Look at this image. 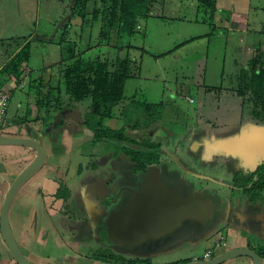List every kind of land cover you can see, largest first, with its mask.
Listing matches in <instances>:
<instances>
[{
  "label": "rangeland",
  "instance_id": "rangeland-1",
  "mask_svg": "<svg viewBox=\"0 0 264 264\" xmlns=\"http://www.w3.org/2000/svg\"><path fill=\"white\" fill-rule=\"evenodd\" d=\"M238 1L240 2V0ZM246 1L251 5L250 12L247 13L248 15L246 17L250 21L241 19L243 23L239 21V23L237 22L235 25V27L242 29H244L245 26L250 27L248 32L236 33L237 35L240 34L243 38L239 43L242 47L241 49V47H231V45L227 48L224 47L225 41L222 37L228 33H224L225 30L222 29L223 26L221 23H210L205 21L207 14L204 9L198 8L197 0H163L162 2L155 3L152 6L153 16L139 22V32L129 36L125 35V33H117L114 30L110 33V41L107 43L100 40L99 36L102 18L100 17L95 20L93 17V10L99 7L98 0H88L84 6L83 11L86 13L85 15H87V23L84 26L81 25L80 17L77 15L73 16L72 14L71 17L68 10H66L68 0H0V28L6 32L4 33L5 37L17 34L15 37L20 39V34L26 35L30 29L25 26L18 28L23 22L22 19L26 21L28 17L32 16L33 20L37 21V25L34 26V34L29 37V40L32 41L31 58L28 62L31 71L27 72L19 83L12 78L7 79L6 82L11 84H8L9 87L6 89H10V86L13 87V85H15L13 89L14 94H11L13 96L11 104L13 107L12 109H14V114L23 117L25 115V106H28L31 113L35 112L37 115L33 93L30 91L28 92L26 87L29 86L31 80H35L38 77H41L44 82L49 79L51 98L53 99L57 96V88L61 76L60 70L65 61L68 60V58L71 59L67 50L68 46H74V55H81L87 58L95 56H101L109 60L130 58L134 60V62L140 63L137 64L139 68L135 71L136 76L130 78L126 82L125 101L119 104L115 109L114 113L119 119L112 121L111 119L106 120L105 124L117 130L125 126L126 122L124 118L126 116L128 123L133 124L136 118L143 119L146 115L143 104L149 105L155 103L156 106L154 107L160 110L161 119L152 124L149 128L145 129L142 127L136 129L138 130L137 135L140 137L145 131H149L146 132V134L150 142H153L152 138H154V136L174 135V137L171 138L167 136V139L164 137L161 138L163 147L170 146L171 141L175 144L174 148L171 149L176 155L172 156V153L170 156L173 161L172 163L168 161L169 164L173 165V169H171V171L168 170L167 173L172 174L173 181H177L180 179L182 180L179 174L183 172V175L189 178L187 180L193 183L192 190H200L201 186H205L207 190L213 193L208 194L215 196L216 188H218L216 186L217 181L209 179L219 178L222 181H228L236 172V164L234 167L229 168L225 159L230 155L226 154L225 159L218 157L215 162H206L204 159L205 157H201L202 155H192V146H187L186 139H181L175 134L178 133L177 131L183 133L185 131V134L187 132L186 135L193 137L194 141L201 142V140L205 139V136L210 138L215 136L225 138L248 130L250 127H264L263 123L256 122V120H253L254 122L251 123H244L247 121L246 119L248 116L246 115L244 119H242V116L243 114H248L251 104H248V102L243 107V96H239L234 90H231V88H233L231 86H234V88H237V86L239 87L242 83L241 79L245 77L244 70L238 68L234 64L231 52L233 55H238L242 59L248 55L250 59L252 53L249 50L246 51L244 45H252L255 43V38L258 39V37L261 38L264 36V13L258 10L256 11L253 7L264 0ZM222 2L223 0H217V6L219 8H221ZM236 3L238 2L236 1L233 4ZM69 5V8L72 7V4ZM244 7H247V5L244 4ZM70 20H72V25L67 27L66 23ZM33 24L34 22L30 23L31 30H33ZM229 24L230 22L227 25ZM12 27L16 28L11 30ZM230 27H233V25L230 24ZM59 29L63 31L64 34L61 37H56L54 33L58 32ZM254 30L262 32L257 34ZM211 32H213V36H211ZM204 34H210L209 38L211 39L208 44L206 43V36H203L201 40H195L196 37L194 36ZM187 39L189 41H185L186 44L181 48L182 54H180L179 58H176V53L174 52L176 49L167 52L168 48H173L175 45H177L176 48L180 47V41ZM10 42L13 41L5 39V41L0 44V62L7 58L12 48H15L14 45H11L9 48ZM224 54L226 57L225 60ZM201 86L220 87V90H213L210 91L211 93L208 92L206 94L200 91ZM228 88H230V90H228ZM215 97L217 98L216 101ZM61 100L62 103H60L59 106H56L54 104L55 101H52L51 113L54 115H56L55 113L59 114L60 108L64 109V111L72 109L70 111L72 115L69 119L74 122V120L77 119L76 116H80V120L82 119L81 121H83V117L88 111L89 100L74 103L70 102V98L65 95L61 96ZM203 101H205V105L202 108L201 104ZM214 102H216L215 105ZM18 103L20 105H17ZM70 103H73L74 106H70ZM198 107H201L200 112L204 113L203 117L198 116L199 113L196 111ZM12 109L10 110L12 111ZM64 111L60 112V114L64 113ZM205 111H211V113ZM135 115L137 116L135 117ZM35 117L33 118L35 119ZM55 123L57 125V122ZM55 123L53 126H55ZM22 125L24 126L23 128L26 129L28 125L27 121H23ZM40 127H42V125ZM10 128L15 132L14 130L17 129V125L13 123L12 126L9 127V125L4 123V125L0 127V133L5 134L7 131H11ZM19 128H21V126ZM187 129L188 131H186ZM127 130H129V128ZM78 131L80 134L75 133L77 137L76 141L74 143L72 142L71 145L69 144V150L70 152L72 151V154L66 155L63 162H60V166L62 169H65V165L68 162L72 168L80 164L84 169H81L82 171L79 173V179L83 178L86 174H90V171L85 169L86 162L89 158L91 160L92 158L96 159L101 156H116L118 153H125L128 148H132V144L127 140L121 142L119 140L115 142L112 140H105V142L99 141L93 143L90 142L91 135L86 132L84 128H79ZM126 133L132 138L136 135L132 134L131 130ZM83 142H85V144L79 146V144ZM57 143L61 146L60 149L64 150L65 144L62 143V140L59 139ZM57 143H55V145ZM126 143H129V145L122 148L121 146L127 145ZM179 143H185V145H180L181 147H178ZM192 144L193 142L191 145ZM12 147L15 146L0 145V153L1 150L6 151L7 148L10 149ZM184 148H186V150ZM46 149L49 152V146H46ZM154 152L156 151L154 150ZM8 154L12 156H10V161H5L7 166L4 168L3 173L0 174V203L2 202L10 182L14 176H16V173H18L17 171L24 168L34 157V152L28 148L15 147L13 150L11 149ZM163 154L165 155V152H163ZM187 156H189V159H187ZM145 157H147V153L144 154L142 158L144 159ZM232 158L237 159L236 157ZM51 161L53 162L52 164L50 163V167H54L56 162L53 159ZM96 162L98 166H95L94 171L97 173H105L112 167L106 162L103 163L104 159H98ZM100 162H102L101 166L99 164ZM238 163L242 167L240 159H238ZM147 166H149V164H147ZM252 168L254 167H251V169ZM119 169L120 168H115V170ZM143 172V170L139 172L140 176L143 175ZM204 172L209 179L203 177ZM114 177H116L114 180L117 181L119 175H114ZM48 178L51 179V177ZM131 178L133 179V176H131ZM193 179L195 180L194 182ZM138 180L139 179H136V181ZM69 181L71 182V179ZM34 182L35 180L33 179V183ZM45 200L44 205L46 208L49 207L50 212L59 209L63 203L62 199H55L52 194L46 197ZM34 206L35 208L33 209L28 206L24 207L23 212L25 214L18 220L12 219L11 215L13 232L16 229L14 235L20 248L23 251L25 250V255L32 251L30 249L31 247H34L36 255L40 256V253H47L52 256L59 255L61 256L59 260L76 259L77 262H80L77 264H81L82 262H84L83 264H122L120 259L116 262H110L104 259L90 261L91 258L94 259L92 255L98 254L94 244L89 246L87 243H82L80 247L76 246L77 252H75L72 249H68L69 247L67 248L64 246L58 249L59 243H47L44 244V249L41 250V241L36 240V242L32 244L29 234H23L22 237L21 233H19L23 225L31 229L35 224L38 228L48 225L46 217H39L38 220L35 221L36 217L32 216V211H34V213L37 211L38 215L43 216L44 210L40 204H38V208L36 204ZM46 208L44 207V209ZM28 217L33 218L31 224L27 223L28 220L26 218ZM218 222V220L215 221V223ZM214 225L216 224H211L208 228L194 233L191 236L181 237L179 233H177L174 235L173 238L175 239L171 241L170 245L165 246L164 249H157V247H155V251L151 250L149 251L150 253L142 254L141 259L136 257V262L138 264H145L146 262L143 258L149 259L151 264L174 263L175 261L186 259L185 257L191 260L194 258L201 259L206 246H208L207 241L203 239L204 234L207 230L212 229ZM38 236L37 234L36 237ZM163 238L164 236L161 237V240ZM49 241L53 242L51 235ZM118 246L123 247L122 245ZM4 247L3 245L1 246L3 251H0V264H9V262L14 264L15 262L13 260L11 261V259L7 260L8 262L6 263L3 261L5 260L3 255L6 257L8 256L5 252L7 249ZM257 248L259 247L257 246ZM224 250L225 249L217 251L215 255ZM58 251H60V253L57 254ZM40 257L44 258L46 255H41ZM35 261L37 264H44L39 257H37ZM61 261L68 262L65 260Z\"/></svg>",
  "mask_w": 264,
  "mask_h": 264
},
{
  "label": "flooded vegetation",
  "instance_id": "flooded-vegetation-1",
  "mask_svg": "<svg viewBox=\"0 0 264 264\" xmlns=\"http://www.w3.org/2000/svg\"><path fill=\"white\" fill-rule=\"evenodd\" d=\"M246 115L248 117L246 119L247 121L244 123L254 122L253 120L255 119L252 118L250 113L243 114L242 119H244ZM62 116L63 115L61 114L58 115L57 119L59 120ZM55 120L56 118L54 117L49 124L50 127L46 128V131H41L43 133L45 132V136L47 137L46 139H48L49 142L54 139V134L58 129L56 124V128H52ZM51 131L52 133L50 134L49 132ZM127 131L129 130H125L123 135L129 138L130 136L127 135ZM137 131L138 130H133L131 133L136 134L134 137L138 138L139 141L143 138H147L146 132L149 131H145V133H143L140 137L137 135ZM167 136L170 138L174 137V135H164L154 136V138H152L153 143L159 146L157 150L158 161L156 163L149 164V166H147L144 170L142 176L139 174L141 170H137L136 168L138 163L129 157L126 152L118 153L116 156H101L100 158H92L91 160L89 158L86 162L85 169L90 171V174H86L81 179H79V173L82 171L81 169H84V167L77 164L76 167L72 168L68 162L65 166L63 172L64 174L61 175L62 178H60L58 183L56 182L57 189L55 192L47 193L48 189L45 186H37V202L42 206L44 215L41 216L37 214V211L36 213L32 211V216L36 217L35 221L38 220L39 217H46L48 225L38 228L35 224L31 229L32 233H28L29 228L25 225L21 227V230L24 229L23 231L30 235L32 244L33 242H36V240L41 241L42 244L59 243L58 249L64 246L77 252L76 246L80 247L82 243H87L89 246L94 244L95 250L98 251V254L92 255L94 259L91 258L90 261H97L95 259H104L107 261L109 260L110 262H116L120 259L122 264H138L136 262V257L141 259L142 254L150 253L149 251L151 250L155 251V247H157V249H164L165 246L170 245L171 241L175 239L173 238L175 234L179 233L181 237L191 236L194 233H198L203 229L208 228L211 224L216 225H214L212 229L207 230L203 239L207 241V244L209 245L208 249H213V256L217 251L232 248L231 246H233V248L245 247L253 250H264V161H261L260 164L251 166L254 168L256 167L255 169H251V167H241L238 163V158L233 159L230 156L226 157L225 153L221 151L222 148L218 145L221 140L228 137L219 138L220 136H215L210 138L205 136V139L201 140V142H196L193 140V137H188L187 135V137H182L181 139H186L187 146H192V155H202L201 157H205L204 159L206 162H215L218 157L223 159L226 157L227 159H225V161L229 168L234 167L236 164V172L232 178H229L228 181H222L219 178L209 179V177H206L207 175H205L204 172L203 177L205 179L208 178L209 180L217 181L216 186L218 188H216V193L214 194L215 196H213L208 194L211 192L207 190L205 186H201L200 190H192L193 183L187 180L189 178L184 176L183 172L179 174L182 180H172V174L167 173V171H171V169H173V165L169 164V162L172 163L173 161L170 155L172 153V156L176 155L171 149L174 148L175 144L171 141L172 144L170 143V146L163 147L161 138L164 137L167 139ZM90 142L93 141L90 140ZM192 142L193 144L191 145ZM83 144L84 142L79 146H82ZM126 144L127 145H123L121 147L124 148L129 145V143ZM180 145L184 146L185 143H179L178 147H181ZM184 149L186 150V148ZM163 152H165V155ZM98 159H104L103 163L106 162L112 166L109 168V171L105 173H97L94 171L95 166H98L96 162ZM187 159H189V156H187ZM99 164L101 166L102 162ZM115 168L120 169L115 170ZM151 169L158 171V175H154L152 177V184L147 183L146 188H144L146 179L148 178V174ZM116 172L119 175L117 181L114 180L116 178L114 175H117ZM131 176H133V179ZM70 179L71 182L69 181ZM136 179L139 180L136 181ZM194 181L195 180L193 179V182ZM51 183H54L52 179ZM148 187H150L149 192H152L153 195L160 193L165 195L167 198H181L186 199L187 202L189 200H193L188 196H197V201H200L202 207L204 206L203 201L206 200V206H213L212 208H209L213 211L211 221L204 223L201 218L195 219L191 216L190 218L180 217L176 224H174L176 220H173V217L169 216L165 219V221L161 222L163 226L170 227L166 228L163 234L149 239H143V237L134 238L136 241L124 245L117 243V241L114 240L117 239L114 235V229L117 226L122 225V228H126L125 232L131 234L136 227L144 224L143 217L137 214H129L127 208L132 201L140 196L143 189L146 190ZM44 189H47V191ZM58 190L60 196H57ZM51 194L55 199L63 200L61 207L57 210H52V212H50L49 207L46 208L44 205V202L46 201L45 198ZM208 200H210V202H208ZM44 207L46 209H44ZM10 213L11 208L9 211V221L12 228V214ZM119 213L122 215V224H120V219L117 217ZM26 219L28 220V224H31V221H33V218L30 217ZM217 220L219 222L215 223ZM162 225H160V221H158L143 228L162 227ZM14 232H16V229ZM138 232H140V228L133 233ZM37 234L39 235L38 237H36ZM50 235L53 242L49 241ZM220 235H222V237L224 236L223 238L226 240L224 243L225 246L222 244L221 247H216L217 243H220L217 241ZM162 236H164V238L161 240ZM118 245H122L123 247ZM257 246L259 248H257ZM30 249L34 251V247H31ZM58 253H60V251H58L57 254ZM41 255H46V257L41 258ZM40 256L39 258L44 264L80 263L77 262L76 259H61L70 263L63 262L59 260L61 257L59 255L52 256L47 253H40ZM185 258L186 259L184 260L182 259L175 261L174 263L166 264L191 261V259H187V257ZM202 258L204 257L202 256ZM143 260L146 262L145 264H151L149 259L143 258ZM31 262L33 264H37L34 260H31ZM83 263L84 262L81 264Z\"/></svg>",
  "mask_w": 264,
  "mask_h": 264
},
{
  "label": "trees",
  "instance_id": "trees-1",
  "mask_svg": "<svg viewBox=\"0 0 264 264\" xmlns=\"http://www.w3.org/2000/svg\"><path fill=\"white\" fill-rule=\"evenodd\" d=\"M163 0H98L99 7L93 10L94 19L102 18L100 40L104 42L110 41V33L115 30L117 33H125V35H134L139 32V22L147 20L152 14V6L155 3ZM198 8L204 9L207 14L205 21L211 23L216 9L217 0H197ZM73 2V3H72ZM88 0H68L72 7H68V12L73 16H78L81 19V25L87 23V15L83 11L84 6ZM63 17V16H62ZM61 17V18H62ZM72 17V16H71ZM72 25V20L66 23L67 27ZM56 37H61L64 32L60 29L54 33ZM53 35V34H52ZM50 38V35H49ZM5 39H0V44ZM11 45L15 48L11 49L7 55L6 61L0 67V87H2L7 79H14L20 82L27 72L31 71L28 62L31 58V40L20 37L13 38ZM74 46H68L67 50L70 58L65 61L60 70V83L57 88V96L51 98L50 81H43L41 77L31 80L26 90L33 93L34 104L37 108V115L35 119H29L31 110L28 106L25 107V115L15 119V124L20 125L23 121L31 124L40 123L42 130L50 127L49 124L54 116L50 109L52 101L59 106L62 103L61 96L65 95L70 98V102H82L89 100L88 111L83 117L82 125H84L92 133L93 143L99 141L112 140L123 141L127 140L132 144V148L126 149V154L131 157L136 163L137 170H145L147 164L156 163L158 161V145L150 142L147 138L138 140L135 137H125L123 132L129 128L133 131L139 128H149L152 124L161 119L160 110L157 109L155 103L144 105L145 116L143 119H135L134 123H128L126 117L124 118L125 126L121 129L115 130L105 124L106 120L116 117L115 109L119 104L125 101V86L130 78L136 76L137 63L130 58H116L109 60L101 56L84 57L81 55H74ZM7 50V49H6ZM8 52V50H7ZM264 53L259 47H256L252 53L251 59L247 63V68L244 70V79L242 83L233 88L237 95L243 96V107L246 103L251 104L248 113H251L252 118L256 122L264 124ZM47 82V83H46ZM62 84V85H61ZM206 90H220V87L204 86ZM248 94V95H247ZM247 96V97H246ZM73 105V103H71ZM74 106V105H73ZM44 108V109H43ZM64 108V107H63ZM43 110V111H42ZM60 111L64 109L60 108ZM138 115V114H137ZM135 115V117L137 116ZM131 116V115H130ZM38 123V124H39ZM11 135L13 133H5ZM123 146V145H122ZM16 148H24L22 146H15ZM7 148L6 151L0 153V161L10 160L8 152L13 148ZM154 150L156 152H154ZM147 153V157L142 158ZM150 154V155H149ZM60 196L59 191L57 196ZM264 258V250H255Z\"/></svg>",
  "mask_w": 264,
  "mask_h": 264
},
{
  "label": "water",
  "instance_id": "water-1",
  "mask_svg": "<svg viewBox=\"0 0 264 264\" xmlns=\"http://www.w3.org/2000/svg\"><path fill=\"white\" fill-rule=\"evenodd\" d=\"M0 145L22 146L35 152L31 161L20 170L9 185L0 208V238L11 259L16 264H33L20 248L16 240L9 221V211L13 199L19 190L40 172L46 163L47 154L38 140L28 136H14L0 133ZM218 145L222 148L221 151L226 155L240 159L243 167H251L255 164H260L261 161H264V127H250L248 130L221 140ZM154 175H158V171L151 169L144 188H146L147 183L152 184V177ZM149 188L150 187L146 190L143 189L140 196L132 201L127 208L129 214H137L143 217L144 224L133 230L134 232L140 228V232H132L129 234L128 232H125V227L122 228V225H119L114 229V235L117 237V239L114 240L117 241V243L124 245L136 241L134 238L143 237V239H149L163 234L166 228L170 227L163 226L161 222L165 221L169 216H172L173 220H176L174 224H176L180 217L190 218L191 216L195 219L201 218L204 223L211 221L213 211L209 208H212L213 206H206V200L203 201L204 206L202 207L200 201H197V196H188L193 200L187 202L186 199L167 198L160 193L153 195L152 192H149ZM208 202H210V200H208ZM117 217L120 219V224H122V215L119 213ZM158 221H160L162 227L143 228ZM238 257L249 258L251 264H264V258L259 253L251 248L245 247L229 248L210 258L194 259L188 262L175 264H225Z\"/></svg>",
  "mask_w": 264,
  "mask_h": 264
},
{
  "label": "crops",
  "instance_id": "crops-1",
  "mask_svg": "<svg viewBox=\"0 0 264 264\" xmlns=\"http://www.w3.org/2000/svg\"><path fill=\"white\" fill-rule=\"evenodd\" d=\"M236 1L238 3L233 4ZM244 4L247 5V7H244ZM216 7H217V10L214 13V16L212 18L211 23H214V22L221 23L222 26H223L222 29L225 30L224 33H228L227 35H225V36L223 35V37H222V38H224L223 40L225 41V46L224 47L227 48V47H230L229 45H231V47L232 46H238L240 48L241 45H239V43L242 41L243 38H242V36L240 34L237 35L236 33L248 32L250 30V27H246L245 26V24H246L245 21H244V23H245L244 24V26H245L244 29L237 28V27H235V25H236L237 22L239 23V21L241 23H243L242 20L250 21L246 17L248 15L247 13L250 12L251 5L248 4L246 0H240V2L238 0H223L221 8H219L217 6V3H216ZM253 7L256 9V11L258 10V11L264 13V1H261L260 4H258L257 6H253ZM2 11H4V10H2ZM22 21L23 22H22L21 25H19V26L17 25L18 28L25 26V27H29L30 29L28 30L26 35L20 34V37H23V38H26L27 40H29V37H31L34 34V31H35L34 26L37 25V21L33 20L32 16L28 17L26 19V21H24L23 19H22ZM31 22H34V24L32 26L33 30H31V27H30V23ZM229 22H230V24L233 25V27H230V24L227 25ZM14 28H16V27H12L11 30H14ZM254 31L257 32V34L262 32V31H258V30H254ZM4 33H6V32L3 29L0 28V39H9V41H10L13 38H16L15 35H17V34H14L12 36L5 37ZM212 33L213 32H211V36H213ZM209 35L210 34H208V35L204 34V35H199V36H194V37H196L195 40H201L203 36H206L207 37L206 43L208 44L210 39H211V38H209ZM254 40H255L254 44H252V45L251 44H245L244 45L246 47V51L249 50L251 53H253L254 49L256 47H259L260 50L264 53V36L261 37V38L258 37V39L255 38ZM185 41H189V40L188 39L187 40H181L180 43H179V46L181 45L180 47L176 48L177 45H175V46H173V48L172 47L170 49L168 48L167 52L174 51L176 49L174 52L176 53V58H179L180 54H182V49L181 48L184 47L185 44H186ZM241 49H242V47H241ZM230 51H231V48H230ZM231 55L233 57L234 64L238 68H241V69H246L247 68V63L249 61V58H248L249 56L248 55L245 56L243 59L240 58L238 55L237 56L233 55L232 52H231ZM251 57H252V54H251ZM225 59H226V57H225V54H224V60ZM5 61H6V58L2 62H0V67L4 64ZM8 84H10V83H5L2 87H0V89L1 88H8L9 87ZM209 87H214V86H209ZM231 87L234 88V86H231ZM200 88H201L200 91L202 93H206V94L208 93V91L206 90L205 87L201 86ZM233 88H231V90ZM13 89H11L12 91H10V98H9V105H8V112H7V121H6V124L9 125V127H11L13 123H15V119L20 117V116L15 115L14 111H13L14 109H12L13 107H12L11 102H12V97H13L12 95L14 94ZM228 90H230V88H228ZM209 93H211V92L209 91ZM216 100H217V98L215 97V101ZM22 104H23V102H22ZM215 104H216V102H214V105ZM17 105H20V104L18 103ZM201 105H202V108H203V106L205 105V101H203ZM70 106H71V103H70ZM10 109H12V111ZM200 109H201V107H198V109H196V111L199 113L198 116L203 117L204 113H201ZM71 110H68V111L62 113L61 115H63V116L59 120L57 119V116L59 115L58 113H55L56 115L53 116V118L54 117L56 118L55 122H57V126L56 127H58V129L56 130V133L54 134V139L52 141H50V142H49L48 139H46L47 137L45 136V132L44 133L41 132L43 130H42V127H40L41 124L39 122H38L39 124L38 123L31 124L30 122H27L28 125H27L26 129L23 128L24 126L21 124L20 125L21 128H19L18 127L19 125H17V129L14 130L15 132H13L11 128H10L11 131H7V133H13L11 135H14V136L15 135H17V136H26V137L28 136V137H32V138L38 140L41 143L42 147L44 148L45 152H47L46 163L44 164V166L42 167L40 172L35 177L32 178V182H31V180H30V182L28 181L27 184H25L19 190V192L17 193V195L13 199V202L11 204L12 207H10L11 208V212H12L11 213L12 214V219H17L18 220L19 218L23 217L24 214H25L23 212V208L24 207L28 206V207H31L33 209V208H35L34 205L36 204V207L38 208V204H39L37 202L38 194L36 192L37 186H39V185L45 186L48 189L47 193H53V192L56 191V189H57L56 182L58 183L60 178H62L61 175L64 174L63 173L64 172L63 171L64 168L63 169L61 168L60 162L61 161L63 162V160H64L66 155H71L72 154V151L70 152V150H69V144L71 145L72 142L74 143L76 141L77 137H76L75 133H79V131H78L79 128H81V129L84 128L86 130V132H88L91 135L90 140H92V133L84 125H82V121H81L82 119L80 120V116H76L77 119H75L74 122H72L69 119L71 117V115H72V112H70ZM24 112H25V109H24ZM205 112H210L211 113V111H205ZM36 113H38V112H36ZM29 116H30L29 119L32 120V119H34L33 117H35L36 114H35V112H32V113H30ZM53 118H52V120H53ZM110 119L112 121V120H116V119H119V118L118 117H112ZM110 119H108V120H110ZM60 125H63V126H60ZM54 127L55 126H53L52 128H54ZM186 128H187V126H186ZM5 129H6V127H5ZM54 129H52V130H54ZM186 131H188V129ZM177 132H178L177 133L178 135L177 134H175V135L177 137H179V138H182V137L186 136V134H187V132L185 134V131H184V133L183 132H179V131H177ZM49 133L51 134L52 131L49 132ZM5 135H8V134H5ZM74 135H75V137H74ZM59 139L62 140L63 144H65L64 150L60 149L61 146H59L58 143H57V141H59ZM55 143H57V144L55 145ZM84 144H85V142H84ZM46 146H49V149H50L49 152L47 151ZM32 152H34V151H32ZM34 155H35V152H34ZM52 159L56 162L54 167H50L52 162H53V161H51ZM6 166H7V163L5 161H0V174L3 173L4 168ZM17 172H20V170H18ZM48 177H51V179H52V181L54 183H51V179H49ZM33 179L35 180V182H34L35 184L33 183ZM47 189H44V190L47 191ZM23 230L24 229H22L21 231L19 230V233H21L22 237H23V234L24 235L27 234V232H24ZM30 231H31V228H29L28 233H32V231L31 232ZM223 237H222V235H220V237L217 239V241L225 242L226 240ZM40 244H41L40 245V249L43 250L44 249V244H42V243H40ZM0 245L1 246L3 245V247L5 246L3 244L1 238H0ZM1 246H0V251L1 250L3 251V249H1ZM208 247H209V245L206 246L204 252L208 249ZM231 247L233 248V246H231ZM5 252L8 254L7 257L5 255H3L4 258H5V260H3V261L6 263V262H8L7 260L11 259V257H10V255H9L7 250H5ZM27 256H28L29 259L34 260V261L37 259V257H39V255H36V252H34V251L29 252L27 254ZM194 259H196V258H194ZM11 261H12V259H11ZM9 264H11V263L9 262ZM226 264H251V260L249 258H247V257H238V258H234V259L228 261Z\"/></svg>",
  "mask_w": 264,
  "mask_h": 264
},
{
  "label": "built area",
  "instance_id": "built-area-1",
  "mask_svg": "<svg viewBox=\"0 0 264 264\" xmlns=\"http://www.w3.org/2000/svg\"><path fill=\"white\" fill-rule=\"evenodd\" d=\"M15 86L13 85V87L11 86L10 89H6V88H1L0 89V127L4 125V123H6L7 121V110H8V105H9V98H10V90L13 89ZM192 101V100H190ZM2 134V133H1ZM220 243H217L216 247H221V245L223 244V246H225V242L222 241H218ZM213 249H207L204 254L203 257L204 258H210L213 256Z\"/></svg>",
  "mask_w": 264,
  "mask_h": 264
},
{
  "label": "clouds",
  "instance_id": "clouds-1",
  "mask_svg": "<svg viewBox=\"0 0 264 264\" xmlns=\"http://www.w3.org/2000/svg\"><path fill=\"white\" fill-rule=\"evenodd\" d=\"M227 249H229V248H227ZM227 249H225V250H227ZM225 250H224V251H225ZM203 254H204V253H203ZM216 255H217V254H216ZM212 257H213V256H212ZM201 259H206V258H201Z\"/></svg>",
  "mask_w": 264,
  "mask_h": 264
}]
</instances>
